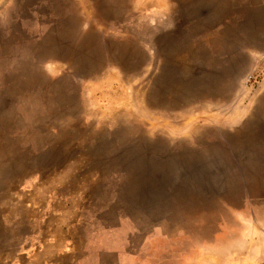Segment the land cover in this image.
<instances>
[{"label":"rangeland","instance_id":"obj_1","mask_svg":"<svg viewBox=\"0 0 264 264\" xmlns=\"http://www.w3.org/2000/svg\"><path fill=\"white\" fill-rule=\"evenodd\" d=\"M167 1L0 0V264L82 217L127 264H264V0Z\"/></svg>","mask_w":264,"mask_h":264},{"label":"crops","instance_id":"obj_2","mask_svg":"<svg viewBox=\"0 0 264 264\" xmlns=\"http://www.w3.org/2000/svg\"><path fill=\"white\" fill-rule=\"evenodd\" d=\"M173 1V0H172ZM168 0V6L172 4L174 6V1ZM176 15V14H175ZM237 63V62H236ZM236 63L231 60V70L226 73L236 74ZM222 71H225L221 68ZM92 218H77L74 222L75 224L81 220H88ZM81 223V222H80ZM88 224V221L86 222ZM103 226H100L97 231H94V226H84V236L79 241L74 238L79 236V233H72V240L61 243V248L51 252V250L42 248L43 250L35 253L34 258L38 260L41 258L40 264H107L104 259L111 256L117 257L119 262L117 264H126L127 258V239L121 237H112L110 227L105 226V222H102ZM264 226V225H263ZM264 230V227H263ZM116 234V233H115ZM260 241H256V246L253 251L249 252L248 257L252 261L261 262L264 260V244L261 246ZM260 244V246H259ZM50 251V254L47 252ZM136 256V255H134ZM123 258H125L123 260ZM9 261V260H8ZM6 264H14V256L11 257L10 262Z\"/></svg>","mask_w":264,"mask_h":264},{"label":"flooded vegetation","instance_id":"obj_3","mask_svg":"<svg viewBox=\"0 0 264 264\" xmlns=\"http://www.w3.org/2000/svg\"><path fill=\"white\" fill-rule=\"evenodd\" d=\"M137 149H139L141 152H139V150H134L131 147H128L127 150L124 152L123 156H124V159L125 160L131 161V164L132 165L130 167L132 168V170L134 172V175H136L137 177H139L138 178V181L139 182L142 181V176H146L145 174L152 175V174H154V171H155L156 176H158V175H160V173H159V170H160L159 167L162 166V165L168 166V164L165 162V160H163L161 162H154L153 160L152 161H148V160L145 161L144 156H143V149H140V148H137ZM138 161H143V162L142 163H138ZM155 166L157 168H155ZM151 194L152 195H149V197H151V198L154 199L155 195H153V193H151ZM82 218H84V217H82ZM86 218H89V217H86ZM88 220H81L80 221V222H82L81 225L90 226L89 223H93V226L95 228L94 229L95 232L97 231L96 228L100 227V224L102 225V222H105V226L106 227H110V230H111V233H112V237L126 238V234L128 233V231L126 232L125 231L126 229H124L122 227H117V228L116 227H113L112 228L109 225V222L107 221V219H104V218L102 219V222H98L100 224H98L97 222H91V221H88ZM92 220H94V219L92 218ZM77 221H79V220H77ZM87 221H88V224L86 223ZM81 225L78 227L79 236L76 237V238H74V240L78 239L80 241L82 239V237L84 236V230H83V227L84 226H81ZM73 235H74V233H73ZM36 240H38V238ZM69 240H72V239L70 238ZM124 259L125 258H123V260ZM104 262H106L107 264H117L119 262V260H118L117 257L111 256L109 258L104 259ZM126 264H127V258H126Z\"/></svg>","mask_w":264,"mask_h":264}]
</instances>
